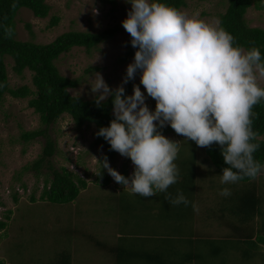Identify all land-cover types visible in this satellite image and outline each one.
I'll return each mask as SVG.
<instances>
[{"label":"rangeland","instance_id":"rangeland-1","mask_svg":"<svg viewBox=\"0 0 264 264\" xmlns=\"http://www.w3.org/2000/svg\"><path fill=\"white\" fill-rule=\"evenodd\" d=\"M43 1L50 7L45 19L34 18L24 8L17 11L15 40L47 44L68 31L96 33L116 28L117 32L112 39L99 44L89 53L73 48L60 55L54 64L61 76L77 80L76 88L69 90V93L83 100L94 98L90 84L96 73L102 75L111 89L120 86L126 75L127 65L133 62V58L120 62L124 47L131 40L121 23L131 10L130 3L113 0L115 4L112 6L106 0ZM225 6V0H185V7L179 10L211 23L223 13ZM52 16L58 17L59 21L55 27L48 28V21ZM244 19L248 27L264 29L262 11L251 7L246 11ZM4 63L9 88L25 85L32 89L30 72L24 70L21 76H17L11 70L12 63L8 57L4 58ZM129 81L132 90L133 84L140 87L145 95L146 105L153 110V100L140 84L139 69L134 79ZM258 83L264 87V80H259ZM27 100L28 98L16 100L5 95L0 105V221L5 222L4 229L0 231V260L3 264H56L61 252L70 255V264H117V252L114 251L112 255L108 251L97 249L95 241L118 249L125 250L135 246L142 250L146 238L144 231L141 236L133 226L124 222V212L116 209L112 196L119 189H129L116 184L107 169H100L96 159L102 160L107 155L101 145L94 144L92 126L77 128L64 115L48 128V134L55 143V153L49 159L50 165L55 170L65 168L83 179L86 187L68 204L55 205L38 200L43 179H50V172L43 167L36 176L31 170H22L37 159L43 146L41 137L27 143L20 139L21 133L40 127L37 115L27 107ZM165 137L178 143L186 139L175 131ZM125 160L126 157L116 151L113 157H107L109 166L119 173ZM99 171L110 179L108 185H101ZM262 175L259 183L264 188V171ZM130 176L131 165L128 164L126 178ZM31 195L35 199L34 203L29 200ZM261 195L264 197V192ZM212 205L210 223L214 224L215 205ZM201 213L205 212L201 210ZM255 221L264 228V216L262 219L257 217ZM252 229L253 234H256V228ZM258 229L264 232V229ZM182 230L187 231L186 227ZM150 240V246H153L154 239ZM180 243L186 244L183 240ZM224 243L226 246L222 248V256L213 258L210 257V245L205 246L206 242H202L200 248L203 264H262L263 245L257 243V249L250 250L244 242H234L233 245ZM221 244L222 242H215L211 246L218 247ZM167 246L171 251L179 249L178 254L187 251L185 246L175 247L174 242H169Z\"/></svg>","mask_w":264,"mask_h":264},{"label":"trees","instance_id":"trees-1","mask_svg":"<svg viewBox=\"0 0 264 264\" xmlns=\"http://www.w3.org/2000/svg\"><path fill=\"white\" fill-rule=\"evenodd\" d=\"M106 1L112 6L115 4L113 0ZM155 2L165 3L178 10L185 7V0H155ZM225 2V9L218 16L221 27L228 31L235 38V44L244 50L258 48L262 62H264V29L250 28L244 19L246 11L251 7L264 13V0H225ZM20 8L27 9L37 19H45L50 10L43 0H0V105L5 95L16 100L28 98L27 107L37 115L40 127L21 133L20 139L23 143H27L41 137L43 146L37 159L30 166L23 167L22 170H31L37 176L39 170L46 167L50 172V179H43L38 200L55 205L68 204L76 199L80 190L85 189L86 184L83 179L68 172L65 168L58 170L52 168L49 159L55 153V143L48 134V128L64 115L77 128L92 126L94 144L101 145L107 157H113L114 151L111 150L110 144L103 137L96 135L101 127L109 126L110 121L114 119L113 105L112 97H108L97 106L94 98L83 100L70 95L69 90L76 88L77 80L61 76L54 63L60 55L73 48L83 49L89 53L99 44L112 39L117 29L111 28L96 33L68 31L56 36L47 44L17 41L14 38L15 16ZM58 21V17H50L47 27H55ZM7 27L13 30L11 38L5 36ZM136 50L130 42L127 43L120 62L124 63L134 58ZM5 57L11 60V70L15 75L21 76L24 70L31 73L32 89L25 85L9 88ZM123 87L125 94L129 95L132 90L130 81ZM151 105L154 110V100ZM253 111L255 116L252 127L256 137L252 142L259 145L253 156L264 166V100L257 104ZM158 131L164 136L174 132L169 125L163 128L158 127ZM179 145L178 156L175 160L179 176L177 182L171 185L166 192H158L156 196L143 198L130 194L129 190L119 189L116 194L112 195L116 209L124 212V222L133 226L135 232L141 236L144 231L146 237L142 250L141 247L139 249L135 246L125 250L118 249L114 246H103L102 243L95 241L94 245L97 249L108 251L112 255L114 251L117 252V264H203L200 248L202 242H206L205 246L210 245V257L213 258L222 256V248L226 246L224 242L230 245L234 242L239 244L244 242L250 250H256L257 243L264 246V232L258 229L264 228L258 221H255L257 217L262 219L264 216V197L261 195L264 188L260 183L259 187L255 188V180L263 177L260 175L262 171L255 179L245 177L236 183L222 184L220 182L222 169L228 165L223 161L219 145L213 143L210 147L199 148L195 142L187 139ZM128 164L131 165L132 174L134 166L130 158L126 157L120 169V174L125 177ZM100 177L102 186L110 183L107 176L100 174L98 178ZM223 188H228L231 195L221 196L219 193ZM256 190L259 194H256ZM178 191L190 201L188 206L170 203V198H174ZM203 192L206 196L202 194ZM29 200L32 203L35 202L32 195ZM192 204H196L199 211H194ZM212 204L215 205L213 212L215 228L225 229V226L233 225L236 235L240 233L237 240L212 235L207 236L209 239L203 240L204 232L211 229L209 227L212 225L210 223ZM201 210L205 213L202 214ZM195 222H199L197 228L194 226ZM4 227L5 222L0 221V231ZM185 227L187 231L183 232L182 229ZM252 227L256 228V234H253ZM251 236L255 237V240L252 241ZM147 238H149L148 242H146ZM150 238L154 239L153 246H150ZM93 240L90 239V241ZM181 240L186 244L180 243ZM169 242H174L177 248L185 246L187 251L180 254H178L179 249L171 251L167 246ZM215 242H222V244L218 247L211 246V244L215 245ZM0 264H3L1 260ZM56 264H70V255L61 252ZM262 264H264V258Z\"/></svg>","mask_w":264,"mask_h":264},{"label":"clouds","instance_id":"clouds-1","mask_svg":"<svg viewBox=\"0 0 264 264\" xmlns=\"http://www.w3.org/2000/svg\"><path fill=\"white\" fill-rule=\"evenodd\" d=\"M125 2L131 10L121 23L137 49L133 62L120 86L111 89L96 73L90 91L97 106L112 97L114 119L96 135L130 158L134 170L126 178L109 166L107 157L95 158L100 169H107L130 194L148 198L166 192L179 176L175 160L180 145L158 131L169 125L199 147L220 146L228 165L222 169V184L257 178L264 171L253 156L259 145L252 142L253 109L264 100V87L258 83L264 80L259 49L236 45L219 19L206 22L155 0ZM12 34L11 27L5 28L7 38ZM138 69L140 84L155 101L154 110L139 86L133 84L132 94H125L123 84L134 79ZM219 194L227 197L231 192L223 188ZM170 203L188 206L190 201L178 191ZM192 208L199 210L196 204Z\"/></svg>","mask_w":264,"mask_h":264},{"label":"crops","instance_id":"crops-1","mask_svg":"<svg viewBox=\"0 0 264 264\" xmlns=\"http://www.w3.org/2000/svg\"><path fill=\"white\" fill-rule=\"evenodd\" d=\"M260 175H262V174H260ZM260 182V179L258 180V179H256L255 180V184H256V186H255V188L256 187H259V183ZM256 194H259V192H258V190H256ZM256 218V217H255ZM199 222H195L194 223V226L197 228L198 226L197 225H199L198 224ZM235 226V225H234ZM236 227V226H235ZM251 227V226H250ZM209 228H211L210 229V231H209V229L207 230V232L205 231L204 232V239L203 240H206V239H209V238H207V236L208 235H212V236H220V237H223L224 239L226 238V239H238L239 238V236H240V233L238 232V236L236 235V233H235V229H234V227H233V225H229V226H225V229H223V228H220V229H216L215 228V224H212V225H210V227ZM203 234V233H202ZM252 237V236H251ZM253 239L255 240V237H252L251 238V240L253 241Z\"/></svg>","mask_w":264,"mask_h":264}]
</instances>
